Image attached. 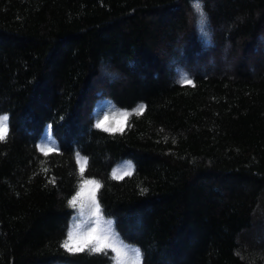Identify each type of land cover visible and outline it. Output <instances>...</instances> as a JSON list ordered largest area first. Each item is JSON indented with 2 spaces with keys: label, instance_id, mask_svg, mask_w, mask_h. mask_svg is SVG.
Segmentation results:
<instances>
[{
  "label": "trees",
  "instance_id": "1",
  "mask_svg": "<svg viewBox=\"0 0 264 264\" xmlns=\"http://www.w3.org/2000/svg\"><path fill=\"white\" fill-rule=\"evenodd\" d=\"M199 2L0 0V264H115L83 179L142 264H264V0Z\"/></svg>",
  "mask_w": 264,
  "mask_h": 264
},
{
  "label": "snow or ice",
  "instance_id": "2",
  "mask_svg": "<svg viewBox=\"0 0 264 264\" xmlns=\"http://www.w3.org/2000/svg\"><path fill=\"white\" fill-rule=\"evenodd\" d=\"M193 9L199 16V26L201 32L204 31V25L207 21L206 13L203 11V6L199 0H193ZM178 83L182 85L195 86L194 81L186 74L181 75ZM144 105H139L137 109H133V112L142 114L144 111ZM124 116H128L129 113H122ZM103 117V119L100 118ZM108 115L101 112L96 117V123L94 124L97 128H102L104 131H110L109 128L104 126V121L108 120ZM8 116L7 114L0 115V142H5L8 136ZM39 151L47 155L52 151L51 148L38 146ZM77 164H80L79 175L82 177L84 173V167L87 164V158H83V164H81L80 154L76 153ZM47 171V169H42ZM130 175L129 173H125ZM110 178H117L116 172L114 171ZM79 189L75 192V195L68 201L70 207H76V202L79 197L87 192V199L90 201V216L95 217V226L89 227L87 230L81 232L80 223H74L66 232V238L61 242L60 247L64 249L65 253L70 256L77 255L80 253L87 252L88 255L103 254L108 255V250L115 253V256H110L111 260L115 261V264H122L121 257H131L133 264H142V253L138 248L133 246L125 245L120 240L118 233H115L114 223L112 220L103 221L102 211L100 204L97 200V192L99 191L102 184L100 181L94 179H83L78 180ZM91 185V189H86L85 186ZM103 221V226L102 225Z\"/></svg>",
  "mask_w": 264,
  "mask_h": 264
}]
</instances>
